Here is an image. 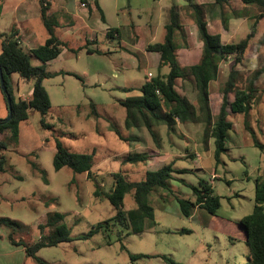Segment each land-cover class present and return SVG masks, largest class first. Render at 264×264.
Here are the masks:
<instances>
[{
    "label": "rangeland",
    "instance_id": "obj_1",
    "mask_svg": "<svg viewBox=\"0 0 264 264\" xmlns=\"http://www.w3.org/2000/svg\"><path fill=\"white\" fill-rule=\"evenodd\" d=\"M181 2L183 0L162 3L158 0H101L106 22L100 19V12L93 21V35L97 39L93 48L98 51L89 54L83 50L78 58L65 63L64 59L47 62L46 67L51 72L67 66L82 79L63 74L44 80L52 103L46 118L49 127L42 125V114L32 110L28 121L20 123L18 135L5 150L8 162L5 171L0 172V218H12L21 224L15 238L30 243L38 241L53 230L40 227L47 222L50 212L65 215L74 240L42 248L37 255L46 262L168 264L158 256L167 255L182 264H248L249 249L240 222L253 211L257 179H264V80L257 87V97L249 114L229 116L233 129L219 165L214 156V140L205 141L206 125L202 122L177 125L178 133H189V137L166 134L165 125L155 128L156 140L149 132V146L163 143L161 151L171 154L167 157L161 153L159 157L149 159V168H161L174 159L176 169L188 171L174 173L167 186L151 193L150 203L157 224L152 222L144 232L128 233L121 227L115 220L116 209L104 194L95 195L96 183L87 173H76L68 166L60 170L54 167L55 140L59 138L74 152L94 153L97 169L93 171L103 192L110 191L113 186L111 174L116 172L128 176L131 181L144 180L148 169L146 163L141 164L140 171L130 172L134 165L125 159L131 155L127 153L130 149L132 154L150 151H146L147 148L132 149L137 145L134 135L138 132L125 126L126 109L121 102L141 95L140 87L149 79L148 72L155 76L160 74L161 69L154 63L146 65L142 48H146L143 46L146 42L164 41L168 11ZM105 25L118 27L122 41L116 36H107ZM132 29L139 36L137 43L128 38ZM178 40L182 45L179 48L186 47L182 38ZM132 43L136 45L133 55L126 48L132 47L129 45ZM24 49L30 54L33 65L43 64L27 47ZM189 52L199 53L198 41L193 42ZM168 70L162 68V72ZM226 71H221L219 81L212 84L214 103L228 78H225ZM11 80L18 98L16 82L20 81L19 74L14 73ZM237 83L238 87L248 86L244 73L238 74ZM178 90L196 103L193 83L182 81ZM92 103L96 105L98 118L92 112ZM8 115L0 84V119H6ZM139 142L145 147V138ZM186 150L191 154H185ZM40 170L45 172L46 178ZM200 180L213 185L221 206L215 214L199 208L193 216L186 217L181 213L177 198L194 200L192 186H199ZM124 208L128 211L136 209L132 193L126 195ZM99 223L108 224L92 238H78ZM182 229L191 231L179 233ZM10 232V228L0 227V264H38L34 258L26 256L22 247L11 245ZM14 251L16 253H12ZM138 254L150 256L132 258Z\"/></svg>",
    "mask_w": 264,
    "mask_h": 264
},
{
    "label": "trees",
    "instance_id": "obj_2",
    "mask_svg": "<svg viewBox=\"0 0 264 264\" xmlns=\"http://www.w3.org/2000/svg\"><path fill=\"white\" fill-rule=\"evenodd\" d=\"M48 0H40L42 6V18L49 31L50 37L45 44L33 49L31 52L39 57L42 65L35 66L31 62L30 54L26 52L19 39L16 37V31L9 34L0 33L2 39V53L0 54V64L3 68L5 84L8 95L12 99L13 116L9 121L0 119V172H4L8 158L5 150L9 147L13 137L18 135L19 125L30 118V112L36 110L42 114L41 120L44 127H49L46 118L51 110L52 103L48 90L44 85L46 78L54 77L58 74H70L82 79L76 73L71 72H50L46 64L56 59L62 50L69 47V43L60 40L55 35L56 21L47 14ZM97 6L98 0L95 1ZM184 7L173 6L169 10L168 22L166 24V36L163 42L153 43L147 46L150 52L160 54L159 67H169L167 74L152 77L140 87L141 95L129 98L121 102L126 109L125 126L130 128H147L152 137L156 140L157 133L155 128L165 125L169 132L183 136L177 131L178 121L181 124L189 122H202L206 125L204 139H213L215 144L216 164L222 163V155L226 151V141L230 131L233 129V122L229 120L232 114H243L247 116L253 109V103L257 97L255 94L258 88L255 86L258 78L264 73V67L259 69L253 75L251 84L242 89L237 85L239 71L237 65L241 63L248 51L249 40L255 34V26L248 38L240 42L222 43L219 34H211L208 30V23L205 18L204 6L195 3L193 0H186ZM245 3L256 4L264 14V0H244ZM215 3L223 10L230 4V0H215ZM102 14V20L105 16ZM182 12L189 14L195 21L200 39L203 42V54L201 60L191 66L184 67L179 60L178 48L179 38L183 39L185 45L186 32L182 24ZM119 33L118 28H110L108 35ZM87 48V47H86ZM83 47L72 48V51L78 53ZM90 52L91 50L87 48ZM233 59V65L227 80L221 90V103L218 112L214 115L210 96V83L216 80L220 75V65ZM18 73L26 80H34L32 97L29 100L16 98L12 83V75ZM191 77L196 91V103H193L187 95H183L178 90L180 81ZM127 90H133L128 88ZM7 94L4 93L6 101ZM93 114L99 117L96 105L91 104ZM7 106L9 109L8 101ZM184 137V136H183ZM56 152L54 155V167L56 170L68 166L76 173L85 172L88 177L95 181V195L102 194L107 197L117 214L115 220L128 233H141L153 222L154 207L150 203V195L153 191L165 187L168 181L174 176V173H186L188 169H176L175 162H171L156 170H148L146 177L142 181H131L127 176L116 172L111 174L113 177V186L110 191L103 192L100 182L97 180V174L93 171L94 153H78L70 150L62 140H55ZM149 153L131 154L126 157V161L131 163L146 162ZM45 177V172L40 170ZM195 195L193 199L177 198L181 213L186 217H191L197 209H206L210 214H215L221 206L220 196L214 193L213 185L200 180L199 186H192ZM133 194L136 202V209L126 210L124 208V199L127 194ZM241 225L246 234V242L249 249L248 264H264V179L258 178L255 189V205L252 213L244 216ZM108 223H99L92 229L79 236L81 239H89L99 233ZM8 227L11 232L8 235L11 244L22 246L26 256L32 257L38 264H50L40 258L37 253L45 247L57 246L62 242L72 241L74 237L65 222V215L60 212H50L47 215V222L40 225L41 229L47 227L53 228L49 235H42L41 239L32 243L15 238V234L21 229V224L7 217L0 218V227ZM190 232L189 229L178 231ZM122 238V237H120ZM150 255L138 254L132 255L133 259L147 257ZM168 264H182L170 258L167 255H158Z\"/></svg>",
    "mask_w": 264,
    "mask_h": 264
},
{
    "label": "crops",
    "instance_id": "obj_3",
    "mask_svg": "<svg viewBox=\"0 0 264 264\" xmlns=\"http://www.w3.org/2000/svg\"><path fill=\"white\" fill-rule=\"evenodd\" d=\"M48 1H49L48 2L49 4H48L47 14L53 17V19L57 23L55 26V35L60 40L69 43V47L64 48L62 50V53L54 60L64 59L63 63H65V61L74 60L78 58L80 56L79 53L83 50H86L87 53L89 54H92L93 52H97L98 49L93 48V45L97 42V39L94 38V35H93V31H94L93 21L96 18H98L99 12H100V19L102 20V14L100 11L101 7L99 9V7L97 6L95 2L96 0L94 1L48 0ZM164 1L170 2V0H158L159 3H162ZM193 1L199 5L204 6L205 18L208 23L209 32L211 34H219L221 36L222 43L224 44L234 43V42L236 43V42H240L242 40L247 39L248 35L252 32L253 26L256 25L255 34L249 40V47H248L247 54L244 60L237 65V70L239 71V73L240 74L244 73L246 75V80L248 81V86H249L253 78L252 73L264 67V14L263 12L256 4L254 3L247 4L244 2V0H230V4L225 7L224 12L220 8V6L215 3V0H193ZM100 2L101 0H98L99 6H100ZM186 3H187L186 0H183V2L180 3V5H174V6H177L180 8V7H184ZM41 10H42V6L40 3V0H0V33L9 34L13 31H16L15 32L16 37L19 39L22 48L24 49V46H25L30 51L45 44L46 40L50 37V34L43 21ZM168 14H169V11H168ZM181 20H182L184 29L186 31V36H187L186 40H187L188 45H186V47H184L183 49L179 48L178 55H179L180 63L184 67H187V66L196 64L201 60V57L203 54V42L200 39L198 27L194 19L189 14H185L184 12H182ZM102 21L106 22V19L105 21L104 20ZM105 27L107 28L106 29L107 36H109L108 30L110 28H118V27H108L106 25ZM113 36L118 37L122 41V33L120 32V29H119V33H113V35L109 37H113ZM128 38H131L132 41L134 40V42L137 43L139 36L135 35V31L132 29ZM2 39H0V54L2 53V50H3ZM197 41L199 42V53L198 54L190 53L189 51L192 48L193 42H197ZM150 44H153V43L146 42L143 45L146 47L145 48L146 50L142 48L143 55L146 58V65L154 63L159 69H161L160 70L161 75L167 74L170 70L169 67L167 66H163L161 68L159 67L160 60H161L160 54L158 52H150L147 50V46ZM129 45H132V47H126V48L128 49V51L131 52L132 55L135 54L136 45H134L133 43ZM78 47H83V49H81L78 53H75L72 51V48H78ZM86 47L89 48L91 51L89 52ZM182 50L186 52L188 51V53H183ZM232 65H233V59H228L227 61H224L220 65V74H221V71L225 72V69H226L227 71L225 74V78L228 77L230 70L232 68ZM62 67L63 68H61L60 70L54 71V72H60V71L64 72L65 71V72L75 73V70H72L73 68H67V66H62ZM162 68H168L169 70L167 72H162ZM149 73H151L152 76L149 77L148 80H150L152 77H155V75L152 72H148V75ZM60 75L63 76V73L58 74L56 76H60ZM64 75L67 76L70 74H64ZM19 77H20V81L16 82L18 98L29 100L33 94L34 80H26L22 78L20 75ZM261 77L257 79L256 84H255L256 87H260L259 85L262 84V80H264V73L262 74ZM219 78H220V75L216 80H213L210 83V96H211V104L213 107L214 115H216V113L219 110L222 97H221V92H218L217 93L218 100L217 102L215 100V103H214L213 92L211 88H212L213 82L219 81ZM187 80L193 83V79L191 77L183 81H187ZM21 82H26V84L22 85ZM180 82L182 83V80ZM237 85L239 86L238 83ZM240 87L242 89L246 88V87H242L241 85ZM263 88L264 86L262 87V89ZM260 92H262L261 88H260ZM183 95L185 94L183 93ZM262 97H264V95ZM125 118H126V115H125ZM178 124H180L179 121H178ZM187 124H190V123H186L185 125ZM132 129L136 130L135 132H138V134L134 135L137 138L136 139L137 145L132 149L147 148L146 151L148 150L150 151L149 153L150 156L146 162L132 163L134 165L133 166L134 168L132 167L130 172L137 171V170L140 171L141 170L140 166L142 163H146L145 165L148 166L146 173L148 170L159 169V168H155V169L149 168V165L151 164V161L149 159H154L155 157L157 158L159 157V155H162L161 153H163L162 152L163 143L160 145L159 143H156V147H153L152 145L149 146L148 143H151L149 139L151 136L149 131H147L144 128H132ZM166 134H174V133L169 132V130L166 128ZM181 134L184 137H187V136L189 137L190 135L189 133L184 134V132L183 133L181 132ZM142 138H145L146 140L145 147H143L144 145L142 142H139V141H142ZM132 152L134 151L132 150ZM144 152H137L133 154H141ZM187 152L188 154L190 153L189 150H186L185 154H187ZM127 153L132 154L131 149L127 150ZM164 155L168 157L171 154L168 151H166L163 153L162 156ZM95 160L94 162L96 163ZM155 162L156 161H153V163ZM171 162H174V159ZM96 166L97 165L94 164L93 166L94 171L97 169ZM113 181H112V184H113ZM15 247H22V246H15ZM12 253H16V252L14 251Z\"/></svg>",
    "mask_w": 264,
    "mask_h": 264
},
{
    "label": "water",
    "instance_id": "obj_4",
    "mask_svg": "<svg viewBox=\"0 0 264 264\" xmlns=\"http://www.w3.org/2000/svg\"><path fill=\"white\" fill-rule=\"evenodd\" d=\"M0 84H1V88L3 90L4 93H8L6 84H5V79H4V74H3V68L0 64ZM7 101H8V105H9V115L8 117L5 119V121H9L12 116H13V106H12V99L10 97V95L7 94Z\"/></svg>",
    "mask_w": 264,
    "mask_h": 264
},
{
    "label": "built area",
    "instance_id": "obj_5",
    "mask_svg": "<svg viewBox=\"0 0 264 264\" xmlns=\"http://www.w3.org/2000/svg\"><path fill=\"white\" fill-rule=\"evenodd\" d=\"M149 77H151L152 76V74L151 73H149V75H148Z\"/></svg>",
    "mask_w": 264,
    "mask_h": 264
}]
</instances>
